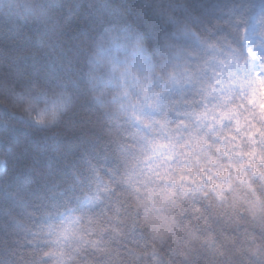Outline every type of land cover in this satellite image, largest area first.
Here are the masks:
<instances>
[{
    "label": "snow or ice",
    "instance_id": "obj_1",
    "mask_svg": "<svg viewBox=\"0 0 264 264\" xmlns=\"http://www.w3.org/2000/svg\"><path fill=\"white\" fill-rule=\"evenodd\" d=\"M56 6L33 14L47 24ZM168 8L159 32L112 24L79 71L18 85L29 128L97 119L72 161L6 195L20 219L0 264H264V24L250 23L264 0Z\"/></svg>",
    "mask_w": 264,
    "mask_h": 264
},
{
    "label": "trees",
    "instance_id": "obj_2",
    "mask_svg": "<svg viewBox=\"0 0 264 264\" xmlns=\"http://www.w3.org/2000/svg\"><path fill=\"white\" fill-rule=\"evenodd\" d=\"M201 2L207 0H55L57 6L50 10L52 20L47 24L33 13L38 14L49 0H18L20 14L16 16L0 10V123L9 125L7 133L0 131V239L7 222L20 219L19 210L6 195L29 179L34 187L42 174L55 173L72 161L67 152L80 143L84 122L97 119L95 113L77 108L54 129L29 128L19 119L29 117L19 101L18 85L50 71L59 72L61 66L65 72L69 68L79 71L82 53L112 24L128 23L141 31L159 32L165 27L159 19L161 12L179 14L172 13L169 5ZM253 2L259 4V0ZM253 20L257 27L264 24L258 9L250 23ZM80 147L83 150L87 145ZM230 255L239 257V253Z\"/></svg>",
    "mask_w": 264,
    "mask_h": 264
},
{
    "label": "rangeland",
    "instance_id": "obj_3",
    "mask_svg": "<svg viewBox=\"0 0 264 264\" xmlns=\"http://www.w3.org/2000/svg\"><path fill=\"white\" fill-rule=\"evenodd\" d=\"M253 24H255L256 25V23H255V20H253ZM257 26V25H256Z\"/></svg>",
    "mask_w": 264,
    "mask_h": 264
}]
</instances>
